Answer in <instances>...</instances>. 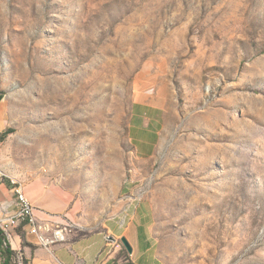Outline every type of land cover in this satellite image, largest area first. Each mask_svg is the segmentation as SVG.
Returning a JSON list of instances; mask_svg holds the SVG:
<instances>
[{
	"label": "rangeland",
	"instance_id": "rangeland-1",
	"mask_svg": "<svg viewBox=\"0 0 264 264\" xmlns=\"http://www.w3.org/2000/svg\"><path fill=\"white\" fill-rule=\"evenodd\" d=\"M0 91V179L38 215L264 264V0H0Z\"/></svg>",
	"mask_w": 264,
	"mask_h": 264
},
{
	"label": "crops",
	"instance_id": "crops-1",
	"mask_svg": "<svg viewBox=\"0 0 264 264\" xmlns=\"http://www.w3.org/2000/svg\"><path fill=\"white\" fill-rule=\"evenodd\" d=\"M1 111L0 108V113ZM4 123V114H0V133L6 129ZM1 145L0 142V148ZM0 188L4 193V196L0 195V202L11 203L15 197L13 186L0 179ZM26 195L31 201L30 196L27 193ZM13 209L11 208L10 211ZM44 209L49 210V208ZM39 212L43 214L39 215L40 217L45 215L44 212ZM119 224V222L109 223L101 231L86 236L76 237L74 233H70L68 243L56 247L53 255L40 246H36L34 238L29 239L31 244H21V246L25 249V255L32 264H160V260L150 254L152 246L148 244L144 236L143 223H138L140 234L136 245L129 241L133 247L132 254L124 252V248L117 243V240L123 238L129 229L130 223H125L124 227ZM112 235L117 238L115 241L112 240Z\"/></svg>",
	"mask_w": 264,
	"mask_h": 264
},
{
	"label": "built area",
	"instance_id": "built-area-1",
	"mask_svg": "<svg viewBox=\"0 0 264 264\" xmlns=\"http://www.w3.org/2000/svg\"><path fill=\"white\" fill-rule=\"evenodd\" d=\"M12 186V190H17V197L11 203L0 202V237L3 247L13 252L12 264H32L21 244H31L29 239L34 238L36 246L53 255L56 247L68 243L69 228L51 216L40 217L24 185L12 183ZM11 208L14 209L10 211Z\"/></svg>",
	"mask_w": 264,
	"mask_h": 264
},
{
	"label": "trees",
	"instance_id": "trees-1",
	"mask_svg": "<svg viewBox=\"0 0 264 264\" xmlns=\"http://www.w3.org/2000/svg\"><path fill=\"white\" fill-rule=\"evenodd\" d=\"M4 98V93L0 91V102ZM14 131L12 128H6L4 131L0 133V142L2 143L5 138H7ZM12 255L13 252L10 249L4 248L2 244V240L0 237V260L1 264H12Z\"/></svg>",
	"mask_w": 264,
	"mask_h": 264
},
{
	"label": "bare ground",
	"instance_id": "bare-ground-1",
	"mask_svg": "<svg viewBox=\"0 0 264 264\" xmlns=\"http://www.w3.org/2000/svg\"><path fill=\"white\" fill-rule=\"evenodd\" d=\"M64 100H60V104L61 103H64V101H67V102H69V101H72V97L69 95V92H67L66 93V95H64ZM11 182L12 183H15V186H22L18 181H16V180H11ZM15 197H17V190H15Z\"/></svg>",
	"mask_w": 264,
	"mask_h": 264
},
{
	"label": "water",
	"instance_id": "water-1",
	"mask_svg": "<svg viewBox=\"0 0 264 264\" xmlns=\"http://www.w3.org/2000/svg\"><path fill=\"white\" fill-rule=\"evenodd\" d=\"M113 240V239H112ZM121 242L123 244V246L125 247V249L127 250V252L129 254H132L133 253V247L132 245L130 244L129 240L126 238V237H123L121 239Z\"/></svg>",
	"mask_w": 264,
	"mask_h": 264
}]
</instances>
